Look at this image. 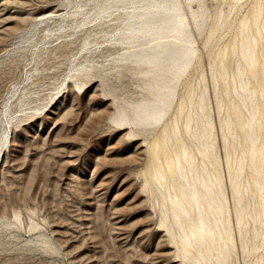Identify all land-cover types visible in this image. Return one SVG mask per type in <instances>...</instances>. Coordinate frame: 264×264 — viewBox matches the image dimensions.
<instances>
[{
  "label": "rangeland",
  "instance_id": "obj_1",
  "mask_svg": "<svg viewBox=\"0 0 264 264\" xmlns=\"http://www.w3.org/2000/svg\"><path fill=\"white\" fill-rule=\"evenodd\" d=\"M64 1L0 0V264H193L184 259L171 233V213L165 209V222L162 200L143 173L146 146L174 119L191 85H199L198 96L206 92L212 112L227 222L236 246L228 264L259 259L264 264V239L252 237L260 224L247 218L249 234L239 236L221 123L230 112L227 105L222 118L217 111L210 68L212 55L233 45L254 0H243L234 13L221 0H179L196 52L191 69L172 82L171 105L157 125L132 119L131 104L148 94L147 79L135 67L115 65L121 52L111 31L117 12L102 21L91 15L79 26L72 14L87 0ZM215 14H222L221 20ZM226 22L239 25L227 31L219 26ZM103 26L106 32L99 33ZM73 65L82 70L77 73ZM235 70L234 62L230 71ZM121 108L129 115L123 123ZM245 202L255 206L251 194Z\"/></svg>",
  "mask_w": 264,
  "mask_h": 264
},
{
  "label": "bare ground",
  "instance_id": "obj_2",
  "mask_svg": "<svg viewBox=\"0 0 264 264\" xmlns=\"http://www.w3.org/2000/svg\"><path fill=\"white\" fill-rule=\"evenodd\" d=\"M221 1L234 13L237 7L242 6L239 4L243 0ZM254 2L257 8L255 9L252 4L253 15L249 10L251 16L248 15L246 16L248 18L243 20L241 18L242 21L239 22L241 29L235 37L233 36V45L230 42V47L229 41L226 45L230 48L224 49L222 45L224 50L214 54H217L216 59L214 57L213 61L214 55L212 59L210 58L213 62L210 68L213 69L216 79L213 82H216H214L216 84L214 94L217 99V111L222 118L220 113H223L222 109L227 105L230 112V117L221 123H223L227 159L226 173L230 177L228 184H231L229 186L235 203L234 215L237 218L239 236L243 237L248 233L247 218H250L256 225L260 224V227L253 226L252 237L258 242L257 238L264 239V1L254 0ZM225 6L221 4L219 8ZM204 10L202 9L201 12ZM111 12H117L116 22L111 30L112 38L114 44L121 47L115 65L120 68L135 67L142 71L147 79L144 84L148 94L142 100L131 104L132 119L142 125L154 124L165 115L171 105L170 100L174 94L172 82L189 70L188 67L196 52L192 47L193 41L188 31L191 28H186L179 0H87L78 5L72 14V22L82 26L91 15L96 20L102 21L104 16ZM222 14L219 18L215 14L217 16L215 18L221 20ZM211 15H209L210 19H212ZM45 17L46 14L40 17V20ZM191 17L193 19V16ZM221 22L223 23V19ZM219 23L220 21L216 26ZM228 23L226 22L225 26L229 28L219 26L229 31L231 26L237 28L239 25L230 26L231 21L229 25ZM211 26L216 30L215 24ZM104 32H106L105 26L99 33ZM221 33L220 36L223 35ZM214 34V31L212 36L209 33V39H212ZM88 40L89 36L84 40L82 48L86 47ZM228 40H231L230 36ZM205 45L211 46L207 43ZM226 45L224 44V47ZM234 62L236 70L232 73L230 70ZM72 67L77 73L82 70L76 65ZM198 87L194 85L186 87L189 90L180 99L179 104L177 103L176 114L172 115L174 119L164 122L166 125L159 129L162 131L161 135L160 132L157 133L158 137L156 136V139L154 138L155 140L153 139L151 144L146 146L148 160L143 173L159 194L164 210L168 209L171 213V233L174 240L180 244L184 259L192 261L193 264H228L232 246L235 245H232L234 242L231 240L232 233L227 222L228 211L216 154L215 127L210 116L212 112H208L211 109L208 107L209 102L208 104L206 102V92L197 95ZM221 94L224 97H220ZM128 118L127 111L121 108L118 112L119 121L123 123ZM10 120L11 118L7 121ZM189 139H194L197 144H190L192 142H189ZM250 194L255 205L253 207L244 203L245 196ZM168 217L169 214L165 210L163 217L165 222ZM241 247L243 248V243ZM252 252L254 253V250ZM262 262L263 260L259 259L254 264H263Z\"/></svg>",
  "mask_w": 264,
  "mask_h": 264
}]
</instances>
